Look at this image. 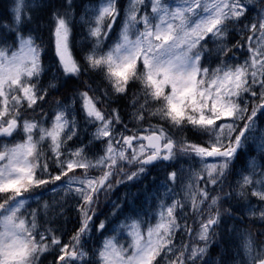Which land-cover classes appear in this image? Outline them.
<instances>
[{
  "label": "snow or ice",
  "instance_id": "snow-or-ice-1",
  "mask_svg": "<svg viewBox=\"0 0 264 264\" xmlns=\"http://www.w3.org/2000/svg\"><path fill=\"white\" fill-rule=\"evenodd\" d=\"M0 264H264V0H0Z\"/></svg>",
  "mask_w": 264,
  "mask_h": 264
},
{
  "label": "trees",
  "instance_id": "trees-1",
  "mask_svg": "<svg viewBox=\"0 0 264 264\" xmlns=\"http://www.w3.org/2000/svg\"><path fill=\"white\" fill-rule=\"evenodd\" d=\"M69 227V231L71 230V225L68 226Z\"/></svg>",
  "mask_w": 264,
  "mask_h": 264
}]
</instances>
